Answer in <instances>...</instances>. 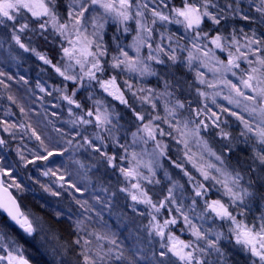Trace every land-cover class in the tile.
<instances>
[{"label": "snow or ice", "instance_id": "1", "mask_svg": "<svg viewBox=\"0 0 264 264\" xmlns=\"http://www.w3.org/2000/svg\"><path fill=\"white\" fill-rule=\"evenodd\" d=\"M0 28L62 78L51 90L39 80L36 88L46 96L57 93L72 117L69 130L53 125L56 143L64 145L59 148H50L30 124H20L31 129L43 151L29 158L17 147L19 161L27 168L68 153L67 159L85 169L86 176H95L93 193L106 194H93L95 204L81 199L87 187L66 179L60 168L48 167L41 175L55 179L40 187L53 197L67 195L70 203L43 214L25 211L11 190L23 194L30 189L0 155V264H33L26 255L29 248L42 258L38 264H137L135 254L125 255L107 222L101 229L91 227V213L103 219L96 204L108 207L120 194L132 201L133 215L117 227L134 246L143 245L144 233L150 246L159 237L150 264H264V0H0ZM109 29H114L111 34ZM0 77L13 80L2 69ZM148 77L156 79L154 87L130 82ZM19 80L28 84L24 76ZM0 85L8 87L4 79ZM8 99L16 103L14 97ZM230 118L238 122V134L229 130ZM0 124L15 138L11 129L16 124ZM165 136L184 146V163L173 159L169 144L158 138ZM193 141L199 154L189 147ZM7 144L0 138V147ZM81 151L90 158L87 167L75 158ZM162 158L192 186L187 212L175 195L185 186L166 170L171 186L162 199L153 196L163 189L153 193L147 187L161 183L156 177ZM116 173L123 180L106 182ZM201 200L203 211L195 218L219 220L226 230L193 222L188 213L195 214ZM162 210L179 214L192 238L182 240L168 230L178 217L161 223ZM145 215L146 224L138 221Z\"/></svg>", "mask_w": 264, "mask_h": 264}, {"label": "rangeland", "instance_id": "2", "mask_svg": "<svg viewBox=\"0 0 264 264\" xmlns=\"http://www.w3.org/2000/svg\"><path fill=\"white\" fill-rule=\"evenodd\" d=\"M111 23V22H110ZM169 28L174 31V26H169ZM114 29H109V34H111V31ZM131 36L128 37V39L125 41V43L130 42ZM11 44V47L9 45ZM35 46V44L33 45ZM41 52H43L41 50ZM130 54L134 55V53ZM0 69H2L4 72H6L9 75L13 76V80L9 81L6 77H0V79H4L5 83L8 85L7 88H5L3 85H0V121L2 120V117H5L9 119L8 124H15L13 123L14 120H21L23 119V122L19 123L17 125V128H15L17 131H24V129H21L19 127L20 124H26V120L21 116V111L16 110L14 103L8 99L9 96L15 97L17 95H21L23 97L26 96V99L23 101V103L20 102V99L16 97L17 99V106L21 107L22 104L25 106H29L32 109L40 110L41 117L44 119L42 121V124H44L45 120L49 121V116L52 117V119L56 120V122L59 124V126H56L57 128H61L62 126L60 124H63L66 126L62 127L65 130H69L71 128V125L68 123L72 119V117L68 114V105L66 102L59 100L57 98L58 94L53 93L52 96H46L44 93H41L38 88H36V82L39 80L41 83L46 84V86L49 87V90H51V85L59 84L61 79L58 77L54 71L46 65H43L42 61H39L35 55L32 53H26L22 49H19L18 46L14 44V42H11L10 38L6 37L4 35V30L0 28ZM43 69V71H42ZM20 76H24L28 80V84H24L23 81L19 80ZM209 79H211V73H208ZM127 78L126 75L121 76L120 80L121 82L123 79ZM231 78V77H229ZM130 82L135 84H143L144 86L148 87H154L156 85V79L154 77H148L145 78L143 81L133 78ZM96 92L99 94L98 87L96 88ZM83 95L85 93L82 91ZM106 95V94H105ZM40 97H43V100L40 99ZM15 99V100H16ZM109 100L111 98H108ZM218 102L223 103L227 105V101H223L220 98H218ZM114 104H118V102L113 101ZM19 104V105H18ZM122 106H119L117 108V111H121ZM6 112V114H5ZM31 112V110H29ZM52 113H56V115H52ZM162 114V113H161ZM25 116V115H24ZM32 116L28 113L27 117ZM26 117V116H25ZM39 118V117H38ZM40 119V118H39ZM123 123V121H122ZM167 130V125H162ZM132 130H135L134 128ZM229 130L233 131L234 134H238L240 128L238 127V122L235 121V118H230V128ZM11 131L14 133L13 129ZM89 131L91 132L92 129L89 127ZM45 140H47L51 145L56 147H64V145L56 143L58 137L57 134L53 136L49 132H46ZM5 135H8V132L4 131L3 124H0V138H4ZM162 139L165 143L169 144L170 148V155L173 159H179L180 162L184 163V146L177 144L174 140H172L170 137H158ZM31 141L35 142L32 138ZM128 142H131V136H128ZM215 147H218V145H214ZM142 146H136V151H140ZM189 147L191 148V151L193 153L199 154L200 148L199 146L193 141L190 143ZM148 151L150 152L152 150V144L151 142L147 146ZM3 150V147H1ZM4 152L6 153L5 161L7 163L8 160V153L12 154L14 156L15 164L9 163L14 167L13 175L16 174L17 180L19 182H22L26 187L30 189L29 191L24 192L23 194L17 192L15 189H12L13 193L18 196L19 199L22 200V206L25 211L31 210L34 212H39L42 214L41 206L39 205L40 202V196L44 197L46 199V203L48 204L49 201L53 202L51 203L52 206L57 208H64L69 203L66 199H68V196L65 195L63 198H57L53 197L50 194L43 191V189L40 187V184H49L52 180L55 179V177H46L42 176L39 177H33V173L31 171H28L29 175H23L22 172L26 173L28 169H33V165H29L27 168L23 166V164L18 160L16 153H13L12 150L7 149V146L4 147ZM1 153V152H0ZM2 154V153H1ZM3 156V154H2ZM68 153L65 154V157H59L55 156L50 158V160L57 159V161H61V165H66L69 168V171L71 172V181L77 182L79 186L81 187H87L88 191L84 193V196L82 199H88L89 202L95 204V201L92 199L93 194H98L102 198H105L106 194L97 191L96 193H93V188L96 185V178L93 175V173L89 172L87 173V176L85 175V169L79 168L78 165L72 163V161L67 159ZM75 158L79 159L85 167H87L90 164V158L87 156L86 153L83 151L75 153ZM145 160L149 159V157L145 156ZM45 162H38V164H41L43 168L47 167L49 164H44ZM161 163L163 164V168L157 169V179L161 181L158 185H148L147 187L151 188L153 190V193H160L161 189L164 190V192L160 195H154V200L162 199L163 194H166L167 187L171 186V182L168 181L165 176L164 172L165 170L173 177L174 180L179 181L180 184H183L185 188L182 189H176L175 195L177 196L178 200H182L184 204V211H188V205L191 203V185L187 183V177H184L183 174L180 172L179 169L174 168L170 165V162L167 159H161ZM17 165V166H16ZM70 165V167H69ZM185 166L191 171V173L197 177V179H202L199 176V173L195 171V169L192 168L191 164H185ZM142 171L147 174L146 169H142ZM36 173V172H35ZM37 174V173H36ZM35 174V175H36ZM88 177H91V180L88 179ZM123 180L122 177L119 176V173H116V175H112L110 177H105L106 182L108 180L111 181L112 185H116L117 179ZM67 179V178H66ZM37 181L39 183H37ZM150 193V194H153ZM212 198H215V194H212ZM132 204V201L130 199H125L124 194L118 195L116 198H114L111 202V205L108 207L96 204L97 210L101 211L103 219L101 220L99 217L96 216L95 212L91 213L93 217V221L95 220V223L97 224V227L101 229V226L104 224V222H107L109 228L112 231H115L119 238H121V235H124V232L127 233L123 228H118V223L123 219L126 220L128 217H131L133 215L131 207L129 205ZM26 206V208L24 207ZM39 206L40 209L37 207ZM73 208L75 209L76 206L73 204ZM139 210L141 211H147L144 205H138L137 206ZM174 207V206H173ZM37 208V210L35 209ZM203 211V201L201 200L199 202V206L196 208V213L193 214L189 212V216L192 217L193 222L202 225L204 228H213L216 230H221L219 228L221 222L219 220H216L213 222L211 218H206V221L197 220L195 217L196 215H199ZM253 212L255 215H259V212L256 211V209H253ZM109 214V217L106 219L105 216ZM171 215H177L178 217V223L177 225H170L169 229L174 235L179 237L182 240H189L191 239V234L188 231L186 225H184L182 218H179V214L173 213L169 214L167 211L162 210L161 214L158 216V219L161 223H163V220L170 219ZM138 221H141L142 223H147V215H145L143 218L137 217ZM226 225V224H225ZM166 230V231H168ZM145 236V242L143 245L134 246V241L131 240L133 243V250H135V253H137L139 259L143 262H147L151 260V249L152 247L158 248L159 247V237H153L152 238V245L150 246L147 243V236L146 233H144ZM26 255L29 256L31 260H35L36 262H42V258L39 256V254L35 253L33 249L29 248V251L26 253ZM146 255V256H144ZM123 262V263H121ZM118 264H124V261H118ZM127 264V263H126Z\"/></svg>", "mask_w": 264, "mask_h": 264}, {"label": "trees", "instance_id": "3", "mask_svg": "<svg viewBox=\"0 0 264 264\" xmlns=\"http://www.w3.org/2000/svg\"><path fill=\"white\" fill-rule=\"evenodd\" d=\"M175 3L179 4V0H175ZM38 50L39 51L42 50L44 53L49 54V55H52V53L47 48H45V47H40V48H38ZM81 95H83V93H81ZM26 96L27 95H25V97H23L21 95H17L16 97H18V99H20V102L17 101L16 97H15V99H16L15 101H17L18 103H23V101L26 99ZM17 102L14 103V105H15L16 110H19L20 111V108L21 107L20 106L19 107L17 106ZM22 107L25 109V112L24 113L21 112L20 114L24 118V120H26L25 121L26 122L25 125H29L30 124L32 126V128H34L37 131V133L41 136V138L45 141V143L48 144L50 148H54V146L51 145L47 141L48 139L45 140V136L47 134L46 132H49L50 134H52L53 136H55L56 133L53 130V125H55V127L56 126H59V124L56 122V120L52 119V117L49 116V119L50 120L49 121H46L45 120L44 124H42V121L44 119H42V117H41L42 114H41L40 110H37V109H34V108L32 109L31 107L25 106L23 104H22ZM29 110H31V112H29ZM28 113L31 114L32 116H30V117L28 116L27 117ZM5 114H6V112H5ZM1 119H2L1 121H7L8 123L10 122L9 119L6 118V116L5 117H2ZM21 122H23V119H22V121L21 120H14L13 119V123H15L17 125L19 123H21ZM60 125L62 127H65L66 128L65 125H63V124H60ZM13 131H14L15 138H13L12 135H9V133H8V135H5V137L3 138V139H5V140L8 141L7 149H10V150L13 151V153H16V149H17V147H19L23 151L24 155L27 156V157H29V158H31L32 152H36V151L42 152L43 151V149L39 145V141H37L34 137L31 136V129H26V130L24 129V131L23 130L22 131H17L16 129H13ZM25 131H27V135H25ZM32 138L34 139L35 142L31 141ZM56 148H58V147H56ZM29 150H31V151H29ZM0 152L3 154V156L6 155V153L4 152V147H3V150L0 147ZM1 153H0V155H2ZM16 156H17V154H16ZM17 158L19 160V157L18 156H17ZM7 160H8L9 163L15 164L14 156L12 154H9L8 153ZM9 163H7L5 161L6 166H12ZM60 163H61V161H57V159L49 160V161H47V162L44 163L46 165L49 164L45 168H43L41 166V164H36V165H33V169H28L26 171V173H24V172H22V173H23V175L26 176V175H29L28 171H31V173H33V177H39V178H41L43 176V175H41V173L44 170H46V168H48V167H51L53 169L60 168L61 172H63L65 174V177L67 179L71 180V172L69 171V168L66 165H63V164L61 165ZM69 167H70V165H69ZM14 176L17 178L16 174ZM31 189L32 188L30 187V190ZM77 195L79 196V194H77ZM79 198L82 199V197H79ZM40 199L41 200L39 202V205L40 206L41 205H44V207L41 208L42 214L44 212H52L54 210H58L59 209V208L56 207V205H55V207L52 206L51 203L52 204H54V203L51 202V201H49V200H47L49 202L47 204L46 203V199L44 197H41L40 196ZM66 200H67L68 203H70V198L69 197ZM37 207L40 209L39 206H37ZM35 209L37 210V208H35ZM108 217H109V214H107L105 216L106 219ZM91 227H95V228L99 229L97 227V224L95 223V220L92 223ZM219 228L221 229V224H220ZM226 228H227V225H224L223 229H221V230H226ZM12 233H13V235H16L17 234V230L15 228H13L12 229ZM127 236H128V234L124 232V235L123 236L121 235V238H119V240H118V242L121 243V247L125 250V255L127 256V255H130V254H135L136 255L137 264H150L149 261L143 262V261H141L139 259L137 253H135V250H133V248H134L133 247V243L131 242V240L129 238H127ZM144 256H146V255H144ZM32 261H33L34 264H38V262H36L35 260H32ZM121 263H123V262H121ZM126 263H127V261H124V264H126ZM113 264H118V262L117 261H114Z\"/></svg>", "mask_w": 264, "mask_h": 264}, {"label": "water", "instance_id": "4", "mask_svg": "<svg viewBox=\"0 0 264 264\" xmlns=\"http://www.w3.org/2000/svg\"><path fill=\"white\" fill-rule=\"evenodd\" d=\"M13 193V192H12ZM14 195V194H13ZM15 196V195H14Z\"/></svg>", "mask_w": 264, "mask_h": 264}]
</instances>
